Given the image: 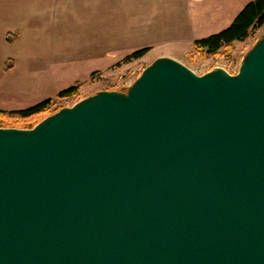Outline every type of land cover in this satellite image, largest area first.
I'll use <instances>...</instances> for the list:
<instances>
[{
	"label": "water",
	"instance_id": "obj_1",
	"mask_svg": "<svg viewBox=\"0 0 264 264\" xmlns=\"http://www.w3.org/2000/svg\"><path fill=\"white\" fill-rule=\"evenodd\" d=\"M0 264H264V36L0 126Z\"/></svg>",
	"mask_w": 264,
	"mask_h": 264
},
{
	"label": "crops",
	"instance_id": "obj_2",
	"mask_svg": "<svg viewBox=\"0 0 264 264\" xmlns=\"http://www.w3.org/2000/svg\"><path fill=\"white\" fill-rule=\"evenodd\" d=\"M241 1L0 0V103L15 109L49 88L59 93L122 50L164 47L157 58H179L173 49L193 51L197 39L229 27Z\"/></svg>",
	"mask_w": 264,
	"mask_h": 264
},
{
	"label": "rangeland",
	"instance_id": "obj_3",
	"mask_svg": "<svg viewBox=\"0 0 264 264\" xmlns=\"http://www.w3.org/2000/svg\"><path fill=\"white\" fill-rule=\"evenodd\" d=\"M252 1L254 0H242L239 3V6L245 3L243 6L244 8L248 3ZM263 36L264 26L252 32L246 40L236 41L230 47L222 48L216 54H210L206 50H198L194 46L193 51H185L183 53L179 51L174 52V50L177 48L173 49L171 53H174L179 58H172H175L183 64L187 65L190 69H192L199 75H203L218 67L226 69L231 74H237L242 60L244 59L246 54ZM165 49L166 48L161 47L157 50H152L151 52H148L144 57L133 60L131 62H126V58L136 50H129L127 52H123L122 50L116 52L119 58L113 59L110 67L93 71L89 79L80 81L79 83H77V85H75L79 87V93L74 97L59 98V93L55 89L49 88L48 92L46 93L43 92V94H39L38 96H30L26 98V100H23V106L19 108H10L7 107L9 105L4 106L0 103V126L18 128H31V126H35L40 121H42L39 117L25 121L20 116L12 115L11 112L29 108L48 99L53 100V103L49 109V112H52L57 109L60 110L64 107L73 106L77 102L102 90H120L123 88H128L142 74L144 69L151 65L157 59L158 55L168 53V50ZM67 85H69L68 82L65 83V87H67Z\"/></svg>",
	"mask_w": 264,
	"mask_h": 264
},
{
	"label": "trees",
	"instance_id": "obj_4",
	"mask_svg": "<svg viewBox=\"0 0 264 264\" xmlns=\"http://www.w3.org/2000/svg\"><path fill=\"white\" fill-rule=\"evenodd\" d=\"M264 26V0H254L248 3L242 11L234 19L233 23L217 34L210 35L195 41V48L198 50H206L210 54L218 53L222 48L230 47L236 41L246 40L250 34ZM11 41V37L8 39ZM149 48H142L134 51L126 58V62H131L144 57ZM126 91L127 88L120 89ZM79 87L72 86L59 92V98H69L78 95ZM53 103L52 99H48L37 105L26 109L12 111V115H17L25 121L39 117L43 120L47 116L57 112L59 109L49 112ZM49 112V113H48ZM44 114V115H43ZM33 127V126H31Z\"/></svg>",
	"mask_w": 264,
	"mask_h": 264
}]
</instances>
